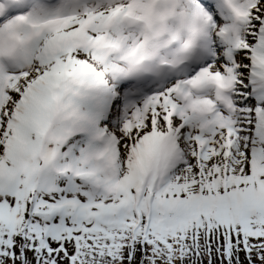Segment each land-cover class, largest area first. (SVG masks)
I'll use <instances>...</instances> for the list:
<instances>
[{
  "label": "snow or ice",
  "instance_id": "snow-or-ice-1",
  "mask_svg": "<svg viewBox=\"0 0 264 264\" xmlns=\"http://www.w3.org/2000/svg\"><path fill=\"white\" fill-rule=\"evenodd\" d=\"M224 4L235 19L264 25V0ZM176 15H188L180 0H126L4 21L30 29L32 39L13 59L18 70L0 66V264H264V154L233 148L227 118L188 91L211 83L220 98L232 78L212 65L130 103L118 125L97 132L99 150L68 159L69 129L48 134L53 122L81 118L78 89L105 85V73L129 77L155 61L157 74L179 64L185 57L157 55L177 40L166 29ZM194 15L200 36L210 17ZM128 25L138 26L139 38L125 45L120 29ZM194 47L185 40L181 50ZM112 54L127 68L111 62ZM46 134L50 149L39 145ZM38 150L44 160L65 157L56 180L27 179Z\"/></svg>",
  "mask_w": 264,
  "mask_h": 264
},
{
  "label": "rangeland",
  "instance_id": "rangeland-1",
  "mask_svg": "<svg viewBox=\"0 0 264 264\" xmlns=\"http://www.w3.org/2000/svg\"><path fill=\"white\" fill-rule=\"evenodd\" d=\"M124 2L126 0H57L51 6L40 5L36 11L31 12L35 14H53L55 12L67 14L72 11L79 12L84 7L106 10L116 3ZM241 3H246V0H241ZM4 21L0 22V29H2L0 37L2 40H6L4 48L10 50L14 59L22 48L27 47L32 37L30 31L27 29L24 31L10 29ZM129 31H133L132 26H121V34L125 35ZM138 32L139 29L134 31V35L138 34ZM112 34L115 35L114 32ZM16 35L27 37V41L25 45L15 50L16 46L13 40ZM44 35L46 33H42L33 42L34 46L38 47L43 43ZM241 35L243 45H239V50L231 58L229 57L226 61L224 60L225 62L223 59H220L218 63H211L210 65L222 75H228L232 78L231 85L238 94L235 101L241 104L234 105V111L232 113L226 114L224 112L223 115L225 114L226 118L231 120L234 125L233 148L243 151L245 155L250 157L252 155L264 154V136L259 134L261 127L260 118L264 117V65L258 60L264 57V28H262L260 21H257L253 25V22L248 19L242 25ZM133 37L131 36L130 39ZM235 46H238V44ZM253 55L257 56L255 60L252 58ZM13 59L8 60L4 56L3 59H0V66L5 71L18 70V65ZM248 69H252V73H248ZM187 71L183 70L184 73ZM111 73H105V88L78 89L80 94L74 98V104L81 119L74 125L65 126L69 129L70 134L62 145V150L67 153L68 159L78 156L81 149L92 151L102 148L104 137L97 138V132L103 130L106 133L110 128L118 125L124 111L130 103L138 102L143 96L158 87L163 85L169 86L168 83H161L154 86L150 84L146 87L141 86V84L123 87L120 86L117 79ZM248 80H254L251 86L256 87L257 90L255 92L249 90L250 84ZM83 99L87 101H82ZM117 99H119L120 103L116 105V111L114 113L113 104ZM256 108L261 110L260 116L253 114ZM56 129V122H53L50 125L48 134L54 133ZM39 145L46 149L53 147L52 141L47 139V134L44 138L40 139ZM61 158L63 160L65 159L63 154H61ZM37 160L39 162L36 161L35 164L44 161V159L40 158V154Z\"/></svg>",
  "mask_w": 264,
  "mask_h": 264
},
{
  "label": "clouds",
  "instance_id": "clouds-1",
  "mask_svg": "<svg viewBox=\"0 0 264 264\" xmlns=\"http://www.w3.org/2000/svg\"><path fill=\"white\" fill-rule=\"evenodd\" d=\"M183 6L186 8V5H183ZM197 25H198V22L194 18L190 16H186L184 18L183 26L181 27L180 32H179V33L183 32L186 35V39H184V41L187 40L192 44L196 43L199 36L196 34L194 29L197 27ZM181 45L182 43H180L178 47H176L173 50V52L171 53V56H172L171 59H181L185 57L186 53L181 50ZM158 57H164V56L161 55V53H159ZM152 70H153V73L155 74L156 72L155 62L152 65ZM80 119L76 117H67L62 120L57 121L56 126L65 127L66 125H74ZM38 155H39V150L37 151V156ZM63 162L64 160L61 158L60 153H57L56 156L52 157L51 159L44 160L43 162L39 164H35V166H30L28 169L27 179L32 183H39L40 181L45 180V179L56 180L58 178V175L54 169L58 164H61Z\"/></svg>",
  "mask_w": 264,
  "mask_h": 264
},
{
  "label": "bare ground",
  "instance_id": "bare-ground-1",
  "mask_svg": "<svg viewBox=\"0 0 264 264\" xmlns=\"http://www.w3.org/2000/svg\"><path fill=\"white\" fill-rule=\"evenodd\" d=\"M1 34H2V29H0V35ZM5 43H6V40H2L1 37H0V51L4 48Z\"/></svg>",
  "mask_w": 264,
  "mask_h": 264
}]
</instances>
